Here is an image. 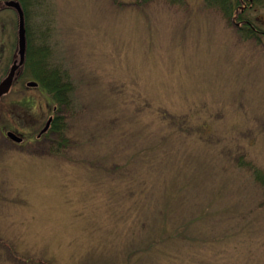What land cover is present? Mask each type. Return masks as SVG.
<instances>
[{
    "label": "rangeland",
    "instance_id": "1",
    "mask_svg": "<svg viewBox=\"0 0 264 264\" xmlns=\"http://www.w3.org/2000/svg\"><path fill=\"white\" fill-rule=\"evenodd\" d=\"M248 2L231 18L208 0L26 3L72 91L60 139L0 153V264H264L248 168L264 170V0ZM17 19L0 12L11 53ZM40 91L0 118L43 123Z\"/></svg>",
    "mask_w": 264,
    "mask_h": 264
},
{
    "label": "flooded vegetation",
    "instance_id": "2",
    "mask_svg": "<svg viewBox=\"0 0 264 264\" xmlns=\"http://www.w3.org/2000/svg\"><path fill=\"white\" fill-rule=\"evenodd\" d=\"M6 1H9V0H0V12L8 8L5 6ZM16 1H18L22 7H23L24 2L28 3L27 0H16ZM10 49H11V46L7 42H3V40L0 41V81L6 76L10 65L13 63L16 57V54L11 53ZM6 65H8L7 68H6ZM31 67L33 66L29 62L28 53H26L24 61L22 65L20 66L17 74L14 77L12 88L7 94L2 95L0 97V105L7 104V102L5 101V98L12 92L16 94H20V97H21L22 94L26 95L31 90H34V89L39 90V88H42V91H40L39 94L43 96V91L46 93L45 88L40 84V79L32 76ZM29 80L36 81L38 83V86L37 87H27L26 82ZM30 100L29 99L23 100V101H26L25 103L23 102L24 103L23 105H28L27 102H29ZM51 104H52L51 111H54V115L50 113L47 118H44L45 120L43 121V123L41 121L39 124H36L32 127H28V126H21L20 128L13 127L10 124V122L7 123V121L10 118H0V153L12 152V151H17V152L28 151L29 152L32 146L39 144V142H44L45 139H48V134L52 132V128L54 127L56 120H58V115L56 114L59 113L57 102L54 101ZM15 105L24 109L20 99L15 100ZM49 117H51V120L49 122L48 129L44 133L40 134L41 130L46 125L47 120L50 119ZM2 122H5V123L3 124ZM9 133H14V135H16V137L19 138L20 140L19 141L15 140L12 136H9ZM1 193H2V189H0V194Z\"/></svg>",
    "mask_w": 264,
    "mask_h": 264
},
{
    "label": "trees",
    "instance_id": "3",
    "mask_svg": "<svg viewBox=\"0 0 264 264\" xmlns=\"http://www.w3.org/2000/svg\"><path fill=\"white\" fill-rule=\"evenodd\" d=\"M142 2L150 1V0H141ZM169 3L172 4H178L182 3L183 0H167ZM209 5H217L219 7L226 8L228 7L227 4H232L233 6L231 8H227V13H225L228 17H231L234 14V10L236 9V6L240 3V0H208ZM255 0H249L248 2V8L252 7V4H255ZM230 4V5H231ZM24 6V5H23ZM24 8V12L26 14V9ZM226 12V11H225ZM257 27L249 22L248 20V36L253 35L255 36L258 33ZM31 32L28 30V26L26 23V36L28 43L31 42L30 38ZM40 37L42 38V42L46 45V36L41 33ZM44 68V69H43ZM32 75L34 77H37L40 79L41 84L46 88L48 94L51 95V98L58 102L59 106L62 108L68 107L70 104V93H71V82L66 79L65 72L61 71L60 74L57 75L56 78L53 76V69L48 63L45 61L44 66H36L35 68H32ZM59 123V122H58ZM55 122L54 127L52 128L53 132H58V135H60L63 131L62 125ZM249 170L252 174V177L255 181V183L258 184L260 189L264 192V170L260 167H254L251 165V163L248 162Z\"/></svg>",
    "mask_w": 264,
    "mask_h": 264
},
{
    "label": "water",
    "instance_id": "4",
    "mask_svg": "<svg viewBox=\"0 0 264 264\" xmlns=\"http://www.w3.org/2000/svg\"><path fill=\"white\" fill-rule=\"evenodd\" d=\"M7 6L13 7L17 14H18V29H17V55H18V61L15 60L12 66L10 67V70L6 77L0 82V96L7 93L8 90L11 87V84L13 82V78L15 75L16 70L18 67L22 64L23 58H24V52H25V45H26V36H25V24H24V14L23 11L16 1H8L6 2ZM37 83L35 82H28L27 86H36ZM46 127L42 130L44 131ZM17 139V138H15Z\"/></svg>",
    "mask_w": 264,
    "mask_h": 264
},
{
    "label": "bare ground",
    "instance_id": "5",
    "mask_svg": "<svg viewBox=\"0 0 264 264\" xmlns=\"http://www.w3.org/2000/svg\"><path fill=\"white\" fill-rule=\"evenodd\" d=\"M261 34V33H260ZM263 34V33H262ZM264 35V34H263ZM31 38V37H30ZM255 38L256 39H259V38H257V36L255 35ZM44 42V41H43ZM42 42V38H41V40H40V43H39V45H37V46H34L33 45V43H28V41H27V43H26V45H25V52H24V58H25V56H26V53H28V57H29V62L31 63V65L35 68L36 66H44V63H45V61L48 63V65H50L51 67H52V69H53V76H54V78H56L57 77V75L58 74H60L61 73V69L57 66H55L54 64H52V62H51V60H50V57H49V47H48V40H47V38H46V45H45V43H43ZM24 58H23V61H24ZM7 75V74H6ZM6 77V76H5ZM4 77V78H5ZM3 78V79H4ZM2 79V80H3ZM1 80V81H2ZM68 80H69V78H68ZM0 81V82H1ZM70 81V80H69ZM60 106L58 105V108H59ZM57 115V114H56ZM51 151V149H49L48 151H47V153L48 152H50ZM53 152H54V154L55 155H59L57 152H55L54 150H53ZM49 154V153H48Z\"/></svg>",
    "mask_w": 264,
    "mask_h": 264
}]
</instances>
